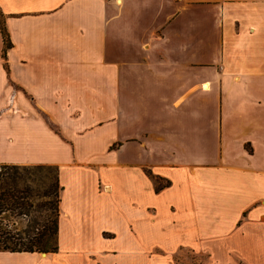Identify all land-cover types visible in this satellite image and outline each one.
Segmentation results:
<instances>
[{"label":"crops","instance_id":"crops-1","mask_svg":"<svg viewBox=\"0 0 264 264\" xmlns=\"http://www.w3.org/2000/svg\"><path fill=\"white\" fill-rule=\"evenodd\" d=\"M0 13V165L60 187L58 249L0 264H264V0Z\"/></svg>","mask_w":264,"mask_h":264},{"label":"trees","instance_id":"trees-1","mask_svg":"<svg viewBox=\"0 0 264 264\" xmlns=\"http://www.w3.org/2000/svg\"><path fill=\"white\" fill-rule=\"evenodd\" d=\"M0 29L3 38V53L10 47V39L6 31L1 13ZM43 165H0V251L9 252H55L58 249V205L59 182L53 185L51 193L44 196L55 197V207L45 208L48 212L40 223L35 215L33 194L30 187L20 186L24 180L21 171L31 168L41 169ZM3 170V171H2ZM157 184L156 190L161 188ZM27 217V223L19 219ZM19 220V221H18Z\"/></svg>","mask_w":264,"mask_h":264},{"label":"rangeland","instance_id":"rangeland-1","mask_svg":"<svg viewBox=\"0 0 264 264\" xmlns=\"http://www.w3.org/2000/svg\"><path fill=\"white\" fill-rule=\"evenodd\" d=\"M34 166V165H30ZM41 169L31 168L27 171H21L24 180L20 182V186L30 187L33 194L34 209L32 214L42 223L47 214V207H55V197L52 195L44 196L45 192L53 189L55 181L58 179V169L55 166L43 165ZM3 171V170H2ZM23 225L27 223V217L19 218ZM19 221V220H18ZM205 256L196 254L190 249H180L175 256L177 264H203Z\"/></svg>","mask_w":264,"mask_h":264},{"label":"water","instance_id":"water-1","mask_svg":"<svg viewBox=\"0 0 264 264\" xmlns=\"http://www.w3.org/2000/svg\"><path fill=\"white\" fill-rule=\"evenodd\" d=\"M42 254H45V252H42Z\"/></svg>","mask_w":264,"mask_h":264}]
</instances>
